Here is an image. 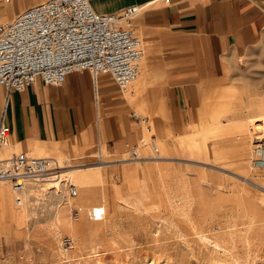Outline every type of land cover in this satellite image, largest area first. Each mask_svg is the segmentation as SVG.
<instances>
[{"label":"rangeland","instance_id":"rangeland-1","mask_svg":"<svg viewBox=\"0 0 264 264\" xmlns=\"http://www.w3.org/2000/svg\"><path fill=\"white\" fill-rule=\"evenodd\" d=\"M21 1H0V25L36 5L18 9ZM133 26L143 56L130 93L117 96L119 111L124 131L134 134L127 144L138 146V157L152 158L138 163L124 148L110 154L103 145L99 160L95 147L44 155L93 181H66L47 191L29 186L10 213L0 201V264H264V125L258 117L264 114V33L218 80L164 89L162 76L153 74L142 90L136 81L161 34L135 20ZM97 77L111 84L107 75ZM175 94L186 99L177 104ZM139 139L152 140L158 151ZM123 159L97 168L100 161ZM131 167L132 176H124ZM88 201L103 207L100 221L90 219Z\"/></svg>","mask_w":264,"mask_h":264},{"label":"crops","instance_id":"crops-1","mask_svg":"<svg viewBox=\"0 0 264 264\" xmlns=\"http://www.w3.org/2000/svg\"><path fill=\"white\" fill-rule=\"evenodd\" d=\"M87 2L100 15L139 6V13L143 12L136 14L133 21L147 28L148 33L161 34L157 48L148 50L136 81L142 90L153 74L162 76L159 83L164 89L183 90L197 87L201 80H218L233 66L235 58L250 51L264 33V0ZM32 3L38 1L22 0L18 9ZM111 85L115 86L97 76L92 80L83 71L68 75L57 87L45 86L38 78L20 92L6 94L0 87V119L10 129L8 146L0 148V154L29 152L35 157H55L85 153L93 147L99 154L101 145L110 154H120L134 134L124 131L126 120L119 111L121 98L117 97L121 93L116 86L111 89ZM175 98L177 104L186 99L180 94H175ZM146 158H152V153L141 156L138 163ZM127 160L102 161L99 169ZM135 169L128 168L123 175L131 177ZM93 192L92 188L84 191Z\"/></svg>","mask_w":264,"mask_h":264},{"label":"built area","instance_id":"built-area-1","mask_svg":"<svg viewBox=\"0 0 264 264\" xmlns=\"http://www.w3.org/2000/svg\"><path fill=\"white\" fill-rule=\"evenodd\" d=\"M8 3L9 0H1ZM141 7L130 6L110 15L95 13L87 0H45L0 25V87L7 94L19 92L37 78L45 85L60 86L76 72L92 80L107 75L121 94L136 79L143 56L133 19ZM137 122L144 119L132 114ZM153 153L156 146L139 139ZM8 144V129L0 119V148ZM137 145L125 144L129 159L138 158ZM101 156L97 154L99 160ZM55 159L20 152L0 159V182L19 192L26 180L43 181L56 175ZM69 197L75 187H66ZM15 205L20 200L15 199ZM76 210L73 213L76 216Z\"/></svg>","mask_w":264,"mask_h":264},{"label":"bare ground","instance_id":"bare-ground-1","mask_svg":"<svg viewBox=\"0 0 264 264\" xmlns=\"http://www.w3.org/2000/svg\"><path fill=\"white\" fill-rule=\"evenodd\" d=\"M5 24V23H4ZM2 24V25H4ZM138 75V74H137ZM35 82V81H34ZM33 82V83H34ZM32 83V84H33ZM31 84V85H32ZM30 86V85H29ZM27 86V87H29ZM25 87V88H27ZM24 88V89H25ZM23 89V90H24ZM21 90V91H23ZM20 92V91H19ZM260 118V123H262V125H264V114H262L261 116H258ZM250 123V122H249ZM252 127V126H251ZM262 128V127H261ZM8 129V132H10V129L7 127ZM258 131V130H257ZM264 134V133H263ZM261 137V136H260ZM8 146V145H7ZM6 146V147H7ZM156 150H157V147H156ZM30 155V154H29ZM40 158H46V159H54V158H47V157H40ZM141 158V157H140ZM139 157L136 158V159H131V160H135V161H139L141 160ZM0 159H6V158H0ZM56 160V159H55ZM57 161V160H56ZM125 162V161H124ZM58 163V162H57ZM103 162L100 161V163L98 164L99 166H97V168L101 167L100 165H102ZM58 171L55 172L56 175H52V176H49L48 179L46 180H43V181H33V180H26L22 186V189L19 191V192H16V191H13L11 189V187L9 186V184L7 182H0V187H1V190H0V201H1V204L5 206V208L8 209L9 213L11 212V202L14 200V199H19L20 200V205L18 207H21L22 205V197L25 199L26 196H27V189H29L30 187L29 186H33V187H37V188H40L42 189L43 191L44 190H50V189H54L57 185L63 183L65 185V182L68 181L69 183L70 182H76V181H79L80 179L85 182V183H91L93 180L91 177H88V176H83V177H79V176H74V172H76L78 169H68L64 166H58ZM69 185H72V184H69ZM73 186V185H72ZM65 187V186H64ZM95 191V190H94ZM89 192V191H88ZM100 192V191H99ZM104 192V191H103ZM102 192V193H103ZM100 193V195L102 194ZM92 195V193H91ZM99 195V194H98ZM83 197V196H82ZM101 197V196H100ZM103 197V196H102ZM2 206V207H4ZM87 206L90 207V210H89V217L91 220L93 221H100L102 219V214L104 213V209L103 207L101 206H94L92 205V203H90V201L87 202ZM64 209V208H63ZM4 210V208H3ZM2 210V211H3ZM1 211V212H2ZM4 212V211H3ZM22 212H23V209H22ZM22 212H19L17 214H15L16 217H21L22 216ZM64 212V211H63ZM16 213V211H15ZM4 214V213H3ZM25 214V213H24ZM23 214V215H24ZM20 220V219H18Z\"/></svg>","mask_w":264,"mask_h":264}]
</instances>
